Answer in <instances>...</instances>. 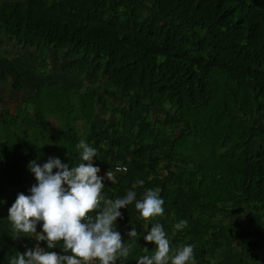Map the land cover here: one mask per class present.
<instances>
[{"label": "trees", "instance_id": "16d2710c", "mask_svg": "<svg viewBox=\"0 0 264 264\" xmlns=\"http://www.w3.org/2000/svg\"><path fill=\"white\" fill-rule=\"evenodd\" d=\"M0 32L21 48L33 47L40 60L44 50L55 56L62 50L67 72L82 74L90 64L97 91L126 102L109 105L115 119L103 118L94 112V102L104 100L96 92L39 83L33 112L21 115L31 130H18L16 112L1 111L0 124L12 121L13 128H0V264H9L33 241L31 234L14 231L8 209L35 184L28 183L34 140L26 139L42 137L45 112L60 122L62 163H80L76 145L84 140L97 150V164L114 171L111 181L104 180L103 198L152 189L164 201L162 215L133 226L136 237H122L129 255L118 256L115 264L152 256L155 245L144 236L157 223L171 256L193 246L188 264H258V253L249 250L256 245L254 215L264 216V127L262 119L252 125L246 118L256 107L264 116V0H0ZM150 106L167 108L158 123L169 128L152 126ZM75 118L85 121L82 135ZM174 124H184L175 135L168 131ZM103 207L101 200L89 215ZM245 213L242 226L236 217ZM181 220L187 225L175 229ZM46 249L63 254V242Z\"/></svg>", "mask_w": 264, "mask_h": 264}, {"label": "clouds", "instance_id": "9594fccd", "mask_svg": "<svg viewBox=\"0 0 264 264\" xmlns=\"http://www.w3.org/2000/svg\"><path fill=\"white\" fill-rule=\"evenodd\" d=\"M76 147L80 163L71 168L58 157H49L42 166L31 160L28 170L34 174L37 183L29 189V195L19 193L8 209V220L16 233L35 234L38 241H46L48 249L62 241L63 254L44 251L38 245L13 256L9 264H93L94 261L115 264L118 256L127 257L130 250V245L126 246L121 234L113 228L117 219H122L119 210L136 201L135 209L145 221L163 214L164 201L158 190H147L141 200H136L137 194L131 190L124 198H103L104 179L111 181L113 173L108 171L105 177L99 176L100 168L92 163L97 150L84 140ZM101 200L103 209L94 217L90 216L89 213L100 207ZM41 223L42 231L37 232V225ZM186 225L187 221L181 220L174 227L180 230ZM137 234L134 227L127 233L129 240ZM144 240L153 243L156 250L150 257H140L137 264H169V261L171 264H188L193 259L192 245L183 246L174 255H169L170 243L159 223L151 227Z\"/></svg>", "mask_w": 264, "mask_h": 264}, {"label": "rangeland", "instance_id": "374dc122", "mask_svg": "<svg viewBox=\"0 0 264 264\" xmlns=\"http://www.w3.org/2000/svg\"><path fill=\"white\" fill-rule=\"evenodd\" d=\"M8 39L14 43V37L8 36ZM29 47H23L21 48L20 45L17 44V53L20 57L22 56L23 59L26 61H16L18 64V72H16V75L12 77L11 82L8 83V85L3 86V95L4 99L2 102H0V113L3 110H7L9 113H17L19 116L15 118V125L16 127H26L28 130H31L32 127H30L29 124L24 125L21 115H24L26 117H29V113H32V105H33V96L37 91V85L39 83H56L58 85L71 87L76 89L80 92H88V93H95L96 97L101 96L104 98L101 103H98L97 101L94 102V112L97 116L103 117V118H114L115 115L112 113V111L109 109V105H119V106H125L126 102L124 98H120L118 94H115L113 92H107L104 91L102 88H99L97 91V80L92 78L90 76V69L91 65L89 64L85 70L84 73L78 74L74 70L68 71L63 70L66 64V58H64L62 54V50L57 53V55H53V52L50 50H44L46 56L43 60H40L39 58V52L37 55V52L34 51V48L32 49ZM15 62V63H16ZM264 67V66H263ZM6 80L4 81V83ZM50 86V85H49ZM49 91V87L44 88V91ZM11 91V92H10ZM67 93V92H66ZM70 93V92H69ZM68 93V95H70ZM64 96V94H63ZM29 98V99H28ZM256 103V102H255ZM258 103V102H257ZM233 112L238 113V104L232 102ZM254 115L246 118V120L252 124H258L257 121L262 119V122L260 126L264 127V121H263V113H261L262 110H258V108H255ZM167 110V108H161L158 109L154 106H150L148 109V121L152 123L153 127L165 129L169 128L168 125H162L158 123V120L161 121L164 117V113ZM45 121H46V129L43 132L42 137H37L34 139H26V141H32L35 152H36V161L41 166L43 163L47 162L49 157H59V148H60V140H59V132L61 129L59 120L51 113L45 112ZM74 115V114H73ZM72 116V115H71ZM12 122V121H11ZM9 122L10 125H4L0 124V128L6 127V130H9L10 133L12 132L13 124ZM74 127L76 129L77 135H82L84 131V125L85 121L83 119L75 118L73 120ZM184 126V124L181 125V127ZM177 124H174L168 131H172L174 134L178 129H180ZM35 134L39 135L40 130L35 129ZM34 131H30L34 134ZM175 135V134H174ZM23 137V136H22ZM25 139V138H24ZM36 139V140H35ZM264 141V139H263ZM260 142V141H259ZM101 151L105 150V145L101 144L100 146ZM88 163V162H87ZM94 166H98L100 168V172L98 173L99 176L105 177V174L108 172L105 170L102 166L97 164V160L93 158L92 161ZM162 169V168H161ZM158 174L160 175L162 170H158ZM113 173L114 177V171H109ZM163 175V174H161ZM104 180H107L106 178ZM37 183L35 180L34 174H32L29 171V180L28 183ZM136 200H141L143 198L142 191L136 192ZM135 202L129 206L130 208H121L119 211L122 214V219L118 218L116 221V224L113 225V228L116 229L118 232H120L121 227L120 225L123 223L125 225H128L129 229H126L121 234V237L127 236V233L132 229L133 226H136L139 224L140 227H143L145 224V220H143L138 211L135 209ZM128 211L129 213H124V211ZM130 210V211H129ZM128 214H130V219L128 220ZM123 215L126 217L124 218ZM219 216H227V214H219ZM249 218L248 213H245L244 215H239L236 217L242 224V226L245 224L246 220ZM226 219L228 221H232V218L230 216H227ZM255 227H256V235L253 236V241L256 243L254 248L250 249L249 251H255L258 253V255L255 257L258 264H264V216L262 214H255ZM127 220V222H125ZM134 224V225H133ZM118 225V229H117ZM125 227V226H124ZM131 227V228H130ZM139 227V226H138ZM139 227V228H140ZM142 229V228H141ZM239 235V234H237ZM248 251V250H245ZM171 252V251H170ZM171 256V254L169 253ZM169 264L171 262L169 261Z\"/></svg>", "mask_w": 264, "mask_h": 264}, {"label": "crops", "instance_id": "0c3cea01", "mask_svg": "<svg viewBox=\"0 0 264 264\" xmlns=\"http://www.w3.org/2000/svg\"><path fill=\"white\" fill-rule=\"evenodd\" d=\"M8 1H17V0H8ZM19 45V44H18ZM17 53V44L13 43L8 39V35L4 34L3 32H0V102L3 101V86L8 85L9 82H11L12 77L16 75V72H18V64L16 61H26L25 59L20 57ZM20 54V53H19ZM16 62V63H15ZM6 82L4 83V81ZM11 92V91H10ZM1 105V104H0ZM124 213H129L128 211H124ZM124 218H126L123 215ZM128 220L130 219V214H128ZM127 222V220H125ZM126 226L125 224H121V230L120 232L125 231L126 229L122 230ZM118 229V225H117ZM127 229L128 225H127ZM119 232V233H120ZM32 236L34 234H31Z\"/></svg>", "mask_w": 264, "mask_h": 264}, {"label": "built area", "instance_id": "2783aa9c", "mask_svg": "<svg viewBox=\"0 0 264 264\" xmlns=\"http://www.w3.org/2000/svg\"><path fill=\"white\" fill-rule=\"evenodd\" d=\"M116 169H119V170H122V169H124V166L123 165H117L116 167H115ZM40 246L41 248H43V250L44 251H52V250H47L46 249V246L41 242V241H38V239H37V236L34 234L33 235V241H32V243H31V247L30 248H34V247H36V246ZM57 252V251H56ZM58 253V252H57ZM67 254H71V253H67ZM93 264H98V261H94L93 262Z\"/></svg>", "mask_w": 264, "mask_h": 264}]
</instances>
